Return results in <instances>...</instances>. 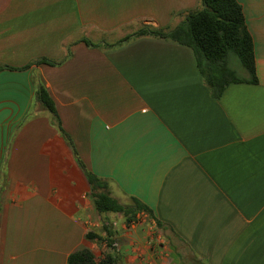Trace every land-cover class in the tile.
Instances as JSON below:
<instances>
[{
  "label": "crops",
  "instance_id": "0c3cea01",
  "mask_svg": "<svg viewBox=\"0 0 264 264\" xmlns=\"http://www.w3.org/2000/svg\"><path fill=\"white\" fill-rule=\"evenodd\" d=\"M236 1L257 84L214 100L191 49L150 36L109 47L174 28L199 0H0V264H66L78 249L115 264H185V252L264 264V0ZM33 78L87 170L121 203L150 209L136 215L149 222L97 215L71 149L33 103ZM107 219L114 248L85 238L105 239Z\"/></svg>",
  "mask_w": 264,
  "mask_h": 264
},
{
  "label": "trees",
  "instance_id": "16d2710c",
  "mask_svg": "<svg viewBox=\"0 0 264 264\" xmlns=\"http://www.w3.org/2000/svg\"><path fill=\"white\" fill-rule=\"evenodd\" d=\"M150 36L167 40L185 46L193 52L199 75L207 87L212 99L219 100L231 84H257L253 41L245 25L243 11L236 0H199V8L188 13L183 21L172 29L159 30L143 27L130 36L111 45L114 47L129 41L132 38ZM88 47L97 45L83 41ZM235 60L244 69L246 75L239 76L233 68ZM64 61V60H63ZM63 61L52 62L40 59L35 65L59 66ZM27 67H24L26 69ZM33 103L51 115V124L63 135L71 149L74 159L83 172L90 188L89 198L98 216L108 214L122 215L129 223L137 213H144L152 218V212L145 205L130 198L129 204L121 203L111 195L106 180L98 178L87 170L78 158L71 140L63 133L55 106L39 79H32ZM158 228L163 225L155 221ZM111 227L103 224L102 230L106 237L103 239L89 231L85 238L89 241H105L108 247L113 244ZM185 264H204L190 254ZM110 256L95 260L93 253L88 249H78L67 257L66 264H115Z\"/></svg>",
  "mask_w": 264,
  "mask_h": 264
},
{
  "label": "rangeland",
  "instance_id": "374dc122",
  "mask_svg": "<svg viewBox=\"0 0 264 264\" xmlns=\"http://www.w3.org/2000/svg\"><path fill=\"white\" fill-rule=\"evenodd\" d=\"M233 68L236 70L237 74L239 76H244L246 75V72L244 71V69L238 64V62L235 60V63H234V66ZM122 202V201H120ZM125 203L126 204H129L128 201L125 200ZM114 218L111 219L112 221H116V222H119V221H122L123 220V216L122 215H114L113 216ZM110 219H107V223L110 222L109 221ZM134 223H143V221H146V222H149L148 218L146 216H139V217H136L133 218L132 220ZM108 226L111 227V225L108 223ZM185 254L188 256L189 254H187V252H185Z\"/></svg>",
  "mask_w": 264,
  "mask_h": 264
},
{
  "label": "built area",
  "instance_id": "2783aa9c",
  "mask_svg": "<svg viewBox=\"0 0 264 264\" xmlns=\"http://www.w3.org/2000/svg\"><path fill=\"white\" fill-rule=\"evenodd\" d=\"M112 247L114 248V247H115V245L113 244V245H112Z\"/></svg>",
  "mask_w": 264,
  "mask_h": 264
}]
</instances>
